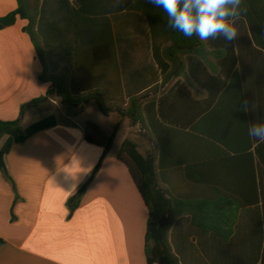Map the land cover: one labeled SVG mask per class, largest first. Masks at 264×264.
<instances>
[{
	"label": "crops",
	"instance_id": "obj_1",
	"mask_svg": "<svg viewBox=\"0 0 264 264\" xmlns=\"http://www.w3.org/2000/svg\"><path fill=\"white\" fill-rule=\"evenodd\" d=\"M77 1L41 0L35 29L36 35L43 37L47 74L63 77L71 95L76 76L73 52ZM101 4L96 6L99 12L91 15H107L111 23L127 101L158 100L183 83L188 71L185 58L182 74L177 75L181 63L163 84L152 54L148 23L141 14L129 10L111 14ZM16 9L17 0H0V18ZM27 24L19 19L14 26L0 30V121L17 120L25 105L46 97L54 88L39 80L44 68L24 32ZM95 26L82 24L83 30H90L88 41H93L82 50H99L100 42L95 38L99 29ZM234 26L237 37L227 41L232 56L223 59L224 91L216 94L203 112H198L191 100H208L206 91L195 84L188 86L191 100L184 91H178L181 102H189V107L179 104L172 120L181 122L186 130L196 128L197 136L202 138L195 141L194 154L195 159H207V183L224 181L236 194L255 186L259 203L240 211L227 243L213 235H201L191 227L187 216L177 218L169 230V243L180 264H239L253 244L260 213L264 215V143L248 135L251 124L264 123V8L243 6ZM193 59L190 57V61ZM208 60L214 65L209 72L219 71L218 62L211 56ZM86 69L89 81L94 82L106 68L90 65ZM172 79L173 84L167 88ZM34 111L33 106L27 109L23 121ZM80 114L65 121L57 118L55 128L14 145L6 157L15 188L0 172V264H147L148 210L127 166L117 157L125 140L117 149L114 143L81 205L70 215L68 200L87 183L103 154L102 148L85 140L88 121L79 122ZM113 130L103 132L109 135ZM148 133L144 131L150 139ZM139 151L144 154L141 148ZM247 154L253 158V176L245 169ZM217 155L222 156L220 163ZM207 185L204 187L211 190Z\"/></svg>",
	"mask_w": 264,
	"mask_h": 264
},
{
	"label": "trees",
	"instance_id": "obj_2",
	"mask_svg": "<svg viewBox=\"0 0 264 264\" xmlns=\"http://www.w3.org/2000/svg\"><path fill=\"white\" fill-rule=\"evenodd\" d=\"M79 9L74 12L76 28V46L73 52V65L75 68V84L71 85L74 95L67 90L64 78L58 75L49 76L45 70L46 59L41 47L36 46L37 17L41 9V0H17V9L0 18V30L14 26L19 19L26 20L24 32L29 33L38 59L44 71L39 77L42 83H51L54 88L41 97L23 107L22 111L37 107L48 101L55 93L59 95L60 102L67 108L84 109L95 105L106 117L113 111L122 116L126 112L122 106L127 104L124 88L121 81L119 62L116 58L115 41L111 35V23L96 8L101 4L104 11L115 14L123 10L134 11L141 14L147 21L152 54L161 73L163 84L177 72L179 65L183 67L177 72L182 74L185 70L184 58L187 60V74L183 83L173 86L160 99L149 100L144 103L145 119L138 112L137 98L130 99L131 106L128 114H132L134 125L147 124L150 140L154 144L153 152L142 154L138 144L132 140H125L118 154V160L125 164L131 177L147 207L148 221L145 237V255L147 264H180L169 243V230L173 222L187 216L192 228L201 235H213L223 243L229 242L233 236L235 225L242 209L253 207L259 203V194L255 186H248L246 193L236 194L224 181L207 183L206 160L201 157L195 159L196 128L186 130L181 122L174 123V110L179 104L189 107V102H181L180 93L184 91L186 98L191 100L188 86L194 85L209 94L204 102L193 101L198 112L207 111L216 94L224 91L225 79L223 75L224 60L232 56L229 43L218 36L215 39L201 41L197 37H184L182 33L172 30L168 25L167 14L147 0H78ZM90 18H101L90 21ZM98 21V22H97ZM98 27L99 33L95 38L100 44L99 50L90 52L82 50L92 45L90 30H83L82 24ZM89 33V34H88ZM90 35V36H89ZM96 41V42H97ZM210 49V51H209ZM213 57L218 63L219 71L209 72L214 65L208 60ZM193 57V61H190ZM224 59V60H223ZM105 67L100 71L96 80L89 81L87 66ZM85 67V68H84ZM216 70V68H215ZM211 88V90H210ZM178 92V93H177ZM58 120L55 115L48 116L25 128L21 120L0 121V172L5 179L15 183L10 177L6 166V157L16 144L25 143L31 137L46 130L55 128ZM121 127L118 122L113 132L106 135L96 124H85V140L87 143L103 149L102 157L94 169L92 176L75 195L67 202L72 215L81 205L82 198L91 184L101 165L113 145ZM245 169L255 173L253 158L247 154ZM220 163L222 156L217 155ZM218 167L217 169H219ZM209 186L211 190L204 186Z\"/></svg>",
	"mask_w": 264,
	"mask_h": 264
},
{
	"label": "rangeland",
	"instance_id": "obj_3",
	"mask_svg": "<svg viewBox=\"0 0 264 264\" xmlns=\"http://www.w3.org/2000/svg\"><path fill=\"white\" fill-rule=\"evenodd\" d=\"M241 8L243 6L252 7L256 9L264 8V0H241ZM28 38L31 41L29 33H27ZM36 46L41 47L43 45V37L36 35ZM42 48V47H41ZM144 55L149 56V53L144 52ZM150 66H154L153 63L149 62ZM174 82V79L168 83L167 88H169ZM69 86L67 85V90ZM149 101V99L138 100L139 107L138 112L145 119L144 112V103ZM131 106L130 100L127 101L125 106H122L126 112V116L120 115L118 112L113 111L114 115L106 117L102 112L98 110L95 105H89L84 109L81 108H67L64 107L60 102L59 95H55L52 100L42 103L36 107V111L31 113V118L27 117L23 121L24 111L21 112V115L17 120H21L22 126H27L29 124L38 122L43 118H46L51 115H55L60 121L67 120L68 117H73L74 115H79L78 121H88L100 126L104 131L108 132L112 130L118 122H121V127L119 129L118 139L115 142V149L119 147L123 140H132L138 144V147L141 148L142 152L146 155L154 150V144L152 141L144 135V131L148 130L147 124L145 126L142 124L134 125L132 123L131 117L132 114H128V109ZM107 135V134H106ZM110 135V134H109ZM256 210H253V213ZM258 224L255 225L256 235L253 240V244L250 247V251L241 257V261H238L239 264H264V215H259V220L257 219ZM229 264V263H228ZM236 264V263H230Z\"/></svg>",
	"mask_w": 264,
	"mask_h": 264
},
{
	"label": "clouds",
	"instance_id": "obj_4",
	"mask_svg": "<svg viewBox=\"0 0 264 264\" xmlns=\"http://www.w3.org/2000/svg\"><path fill=\"white\" fill-rule=\"evenodd\" d=\"M162 9L168 17L169 27L184 37H197L204 41L222 36L226 41L237 37L234 26L240 16L241 0H147ZM248 135L264 143V123H254Z\"/></svg>",
	"mask_w": 264,
	"mask_h": 264
}]
</instances>
